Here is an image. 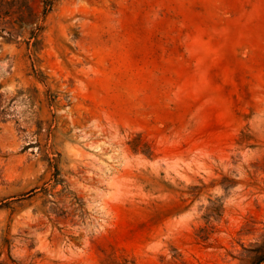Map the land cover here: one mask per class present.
<instances>
[{
  "label": "rangeland",
  "instance_id": "rangeland-1",
  "mask_svg": "<svg viewBox=\"0 0 264 264\" xmlns=\"http://www.w3.org/2000/svg\"><path fill=\"white\" fill-rule=\"evenodd\" d=\"M263 244L264 0H0V264Z\"/></svg>",
  "mask_w": 264,
  "mask_h": 264
},
{
  "label": "trees",
  "instance_id": "trees-1",
  "mask_svg": "<svg viewBox=\"0 0 264 264\" xmlns=\"http://www.w3.org/2000/svg\"><path fill=\"white\" fill-rule=\"evenodd\" d=\"M263 246H264V244L262 246H260L262 253L258 256L253 257V260L256 264H260V263L264 262V247Z\"/></svg>",
  "mask_w": 264,
  "mask_h": 264
}]
</instances>
